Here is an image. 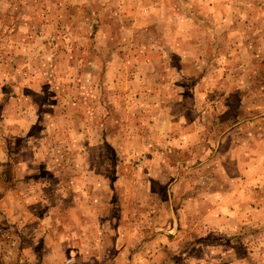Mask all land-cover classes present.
Masks as SVG:
<instances>
[{"label":"rangeland","instance_id":"rangeland-1","mask_svg":"<svg viewBox=\"0 0 264 264\" xmlns=\"http://www.w3.org/2000/svg\"><path fill=\"white\" fill-rule=\"evenodd\" d=\"M256 174L264 0H0V187L19 211H41L32 231L90 254L88 225L106 227L91 264H264V219L225 232L196 207L218 187L211 204L257 197L264 185L245 183ZM137 210L145 232L129 244L166 220L175 240L159 232L155 251L115 258L111 228L133 227ZM9 228L1 263L45 264L8 249ZM58 240L46 263L66 264Z\"/></svg>","mask_w":264,"mask_h":264},{"label":"crops","instance_id":"crops-1","mask_svg":"<svg viewBox=\"0 0 264 264\" xmlns=\"http://www.w3.org/2000/svg\"><path fill=\"white\" fill-rule=\"evenodd\" d=\"M50 150H52V148L47 149V153L50 152ZM256 162L258 163V161ZM242 165H239L238 168L240 169ZM23 167L24 165L22 166V168ZM3 178L5 177H0V181L7 180ZM255 182H258V185H256ZM245 183L248 186L252 185V186L262 187L264 185V176L256 174L251 179H248L247 181H245ZM7 185L8 184H3L4 187L3 186L0 187V224L10 225L9 231L11 233L10 236L12 239L7 240L6 246L8 249H10L11 251L21 250L24 254H26V258L31 256L33 251L39 250L38 254H36L37 257L41 256V261H42V258L43 259L45 258L43 262H45V264H50V263H46V261L49 260V258L52 256V253L48 251L52 250V248L55 245H59L61 243L59 240L57 242H52L54 235H57L62 240V243H63L62 245L65 248L66 252L67 251L70 252L68 255H65L66 257L64 259L66 260L65 262L66 264H70L72 263V261H74L75 263L81 262L84 264H88V263L91 264V262L95 261V258H96L94 255L95 251L92 252L91 250H93L94 247L96 246L95 244L98 243V238H97L98 234L105 233L106 227L100 228L98 230L95 224L88 225L89 231L87 234L89 235L88 245L90 246V254H87V253L85 254L83 252L81 253L79 249V247H81L80 245L78 246L76 244L66 242L64 236H62V234H60L59 232H56V231L54 232L53 230L52 231L46 230V232H44L43 227H40L38 231L33 230L34 231L33 232L32 227H31L33 225V220L37 216H39L38 214L41 211H33L29 205H25V209L22 211H19L17 209L16 201L15 200L10 201L7 199L8 197H7V194L5 193L7 190L6 188ZM218 188L219 189L215 188L216 190H212V189L207 190L206 192L203 193L202 196L205 199L200 200L201 204L199 205L197 204L196 206L197 212L199 213V218L207 222L210 219H213V220L214 218L217 219V221L214 222V225L217 226L218 228H223L225 232L231 231L232 229H234V231L237 230L238 227L241 226L240 225L241 222L264 219V190L260 191L261 192L260 195L256 193L257 197H254L253 199L250 198L249 200H244L243 198H240L239 195H237L234 199L233 197L223 196V198L219 202L211 204L209 201L214 200L213 197L214 195H216L215 193H221L220 195H217V196L224 195L222 190L225 187L223 188L218 187ZM251 190L254 191L253 188ZM164 203L166 202L163 201V204ZM243 204H247L249 206L245 207L243 206ZM166 205H163V207L164 206L166 207ZM91 213H93L92 208H91ZM107 214L109 217L111 218L113 217L112 213H107ZM94 216H95V213L93 215L94 219H92V221H94V223H97L96 217ZM142 216H144L142 213V210H137V214H136L137 222L133 227L126 226V227L119 228L117 226L116 227L112 226L111 229H113V234L116 235L115 239L117 240V242H111V249L113 251H116L115 258L118 257L122 253L123 256H125L123 260L127 258V260L130 259L131 261L134 255L135 257L137 256L138 258L142 256L143 250L145 249L149 252L155 251L156 248L159 247V245L157 244V242L155 243V237L153 236H156V233H159V232L168 234L171 240H175L174 236L176 235V233H178L177 229L179 227H177L176 225L173 226L172 224H170V222H167L166 220V221H162L161 223H163V228L167 227L166 230L168 231H162V229H160L159 231V228L156 227L153 229L152 234H155V235L151 236L150 238L151 240L146 241L145 238L144 240H141L140 238H138L136 242L132 240L133 242L132 245L129 244L128 240L131 237L129 235L136 234L135 232H137V235L139 236L140 234H142V232H145V229L141 225V221H140V217ZM219 217L220 219H218ZM41 219H42L41 220L42 222H46V221L49 222V220H51V215L42 213ZM171 219L173 220V218ZM21 221H22V224H20ZM91 228H94V232H96L94 234V237H90L91 233H94L93 230H90ZM160 228H162V226H160ZM62 229L64 231L63 227ZM35 232L41 233L37 235L36 240L39 238L44 241L35 242L34 241ZM109 232L111 231L109 230ZM78 234H80L81 236L83 235L82 227L80 225L78 226V229L73 233L74 239H77L76 235ZM172 242L173 241H171V243ZM40 250H43L42 255L40 253ZM73 252L75 253V256ZM117 252H121V253L118 254ZM13 257H14V261L16 262L17 254H15V256ZM79 257L80 259L77 260ZM31 258H28V260H30ZM143 260H145V258ZM143 262L144 261H142V263ZM0 264H2L1 261H0Z\"/></svg>","mask_w":264,"mask_h":264}]
</instances>
